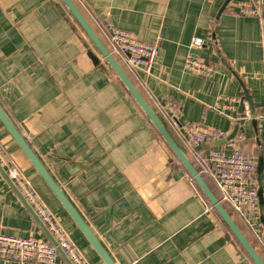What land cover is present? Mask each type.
Here are the masks:
<instances>
[{"label": "crops", "instance_id": "0c3cea01", "mask_svg": "<svg viewBox=\"0 0 264 264\" xmlns=\"http://www.w3.org/2000/svg\"><path fill=\"white\" fill-rule=\"evenodd\" d=\"M71 1L214 194L207 160L215 148L263 164L264 18L237 9L251 0ZM106 17L158 46L149 76L113 50ZM193 37L203 45L191 50ZM188 53L215 75L185 72ZM168 100L182 122L226 137L192 153L166 122ZM0 107L115 264H252L60 0H0ZM0 147L88 262L104 264L1 123ZM259 214L263 223L261 205ZM232 218L264 261L263 243ZM0 235L48 241L1 174ZM56 264H66L59 254Z\"/></svg>", "mask_w": 264, "mask_h": 264}, {"label": "built area", "instance_id": "2783aa9c", "mask_svg": "<svg viewBox=\"0 0 264 264\" xmlns=\"http://www.w3.org/2000/svg\"><path fill=\"white\" fill-rule=\"evenodd\" d=\"M237 9L240 15L256 18L263 23L264 0L238 3ZM104 27L108 32V40L113 50L123 58L125 65L138 74L149 76L158 55V46L144 43L138 40L135 35L116 28L108 17L104 20ZM202 45L203 40L201 38L193 37L188 47L192 50L200 48ZM183 70L188 74L204 79H210L216 73L211 62L201 56L195 57L191 53L185 57ZM234 101V99H229V102ZM213 109L222 111L227 109V106L215 105ZM181 115L180 106L174 100H168L164 105L166 122L191 152L206 142H213L226 137L224 131L216 128L205 127L198 123L182 122ZM207 161L210 165V176L215 182L217 200L231 217L233 215L249 226L264 246L263 237L258 235L264 226V216L263 223H261L259 214L260 205L264 212V162L259 176L260 182L257 184L256 161L240 149L226 152L222 148H215L209 154ZM0 165L46 226L55 239L57 247L65 253L69 261L72 264H90L19 169L8 162L1 147ZM259 190L261 191V204L258 196ZM57 256L56 247L49 241L32 236L20 238L0 235V260L20 264L27 262L56 264Z\"/></svg>", "mask_w": 264, "mask_h": 264}, {"label": "water", "instance_id": "95a60500", "mask_svg": "<svg viewBox=\"0 0 264 264\" xmlns=\"http://www.w3.org/2000/svg\"><path fill=\"white\" fill-rule=\"evenodd\" d=\"M60 1L65 6V8L69 11L72 17L75 19V21L80 26V28L83 30V32L87 35L91 43L95 46L97 52L99 53L103 61L115 73L116 77L120 80V82L122 83L126 91L129 93V95L132 97V99L135 101V103L139 106V108L145 114L147 119L156 129L157 133L162 138V140L165 142V144L168 146V148L171 150V152L176 157L178 162L187 171V173L192 178V180L194 181L198 189L207 199L208 203L211 205V207L215 210V212L221 218L222 222L227 226V228L229 229V231L231 232L235 240L239 243V245L243 249V252L246 254L248 259L252 262V264H264V261L261 259L257 251L251 246V244L249 243L247 238L244 236V234L242 233V231L240 230V228L238 227L234 219L231 217L229 212L217 200L215 194L211 191V189L205 183L203 178L200 176L199 172L192 165V163L183 153L181 148L177 145V143L175 142L171 134L168 132V130L165 128V126L162 124L159 118L155 115L153 110L146 103V101L144 100L140 92L133 85V83L128 78V76L126 75L124 70L121 68V66L118 64V62L115 60V58L110 54L107 48L98 39L94 31L88 25V23L86 22V20L84 19L80 11L77 9V7L74 5V3L71 0H60ZM0 123L5 128V130L8 132V134L11 136V138L14 140V142L17 144L19 149L22 151L24 156L27 158V160L36 170L38 175L44 181V183L46 184L48 189L51 191V193L54 195V197L57 199V201L60 203V205L64 208V210L71 217L75 225L82 232L86 240L89 242L90 246L95 250V252L101 258L103 263L104 264H115L113 260L110 258V256L108 255V253L106 252V250L104 249V247L102 246V244L97 240V238L91 232V230L89 229L85 221L82 219V217L78 214V212L75 210V208L70 203V201L63 194L61 188L55 183L53 178L48 174L46 169L43 167V165L39 161L37 155L30 148V146L27 144L24 137L21 135L18 129L14 126V124L9 120V118L7 117L5 112L1 109V107H0ZM24 131L27 132L26 128L24 129ZM231 137L233 136H230V139ZM262 167H263V164L261 163H258L256 166V171H257L258 176H260ZM0 174L5 180H7L11 188L16 192V194L21 198L23 203L26 205V207L28 208L32 216L34 217L36 223L42 229L46 239L53 246L56 247L58 254L64 259L66 264H72L69 261L68 257L65 255V253L60 248L57 247L55 239L51 236L46 226L41 222V220L38 218V216L35 214V212L26 202L20 190L8 178L5 170L2 168L1 165H0ZM258 196H259L260 204H261V191L260 190L258 191ZM263 241H264V236H263Z\"/></svg>", "mask_w": 264, "mask_h": 264}, {"label": "trees", "instance_id": "16d2710c", "mask_svg": "<svg viewBox=\"0 0 264 264\" xmlns=\"http://www.w3.org/2000/svg\"><path fill=\"white\" fill-rule=\"evenodd\" d=\"M114 73V72H113ZM114 75H115V73H114ZM116 76V75H115ZM118 79V78H117ZM119 80V79H118ZM120 81V80H119ZM122 84V83H121ZM124 87V86H123ZM129 94V93H128ZM130 96V95H129ZM131 97V96H130ZM131 99H132V97H131ZM133 100V99H132ZM134 101V100H133ZM135 102V101H134ZM141 110V109H140ZM142 111V110H141ZM152 125V124H151ZM153 126V125H152ZM155 129V128H154ZM156 130V129H155ZM157 132V131H156ZM157 135H159L158 133H157ZM168 147V146H167ZM171 151V150H170ZM198 188V187H197ZM201 192V191H200ZM204 196V195H203ZM206 199V198H205ZM207 200V199H206ZM226 226V225H225ZM227 227V226H226ZM229 230V229H228ZM230 232V231H229ZM231 233V232H230ZM232 235V234H231ZM233 236V235H232Z\"/></svg>", "mask_w": 264, "mask_h": 264}]
</instances>
